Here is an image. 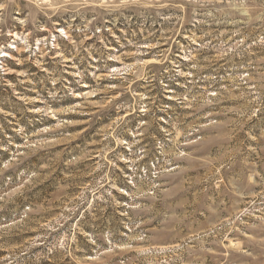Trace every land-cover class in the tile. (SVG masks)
<instances>
[{
	"label": "rangeland",
	"instance_id": "obj_1",
	"mask_svg": "<svg viewBox=\"0 0 264 264\" xmlns=\"http://www.w3.org/2000/svg\"><path fill=\"white\" fill-rule=\"evenodd\" d=\"M0 264H264V0H0Z\"/></svg>",
	"mask_w": 264,
	"mask_h": 264
},
{
	"label": "bare ground",
	"instance_id": "obj_2",
	"mask_svg": "<svg viewBox=\"0 0 264 264\" xmlns=\"http://www.w3.org/2000/svg\"><path fill=\"white\" fill-rule=\"evenodd\" d=\"M168 92H169V91H168ZM170 92H171V91H170ZM168 98H169V99H172V98H173V96H172V97H171V96H169Z\"/></svg>",
	"mask_w": 264,
	"mask_h": 264
}]
</instances>
